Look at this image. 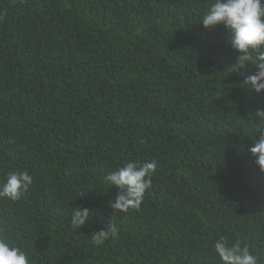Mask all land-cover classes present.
I'll use <instances>...</instances> for the list:
<instances>
[{"label":"trees","instance_id":"16d2710c","mask_svg":"<svg viewBox=\"0 0 264 264\" xmlns=\"http://www.w3.org/2000/svg\"><path fill=\"white\" fill-rule=\"evenodd\" d=\"M212 2L0 0V180L33 176L0 228L30 264H220V235L264 264V94L200 24ZM152 159L140 209L113 211L105 175ZM72 208L91 211L79 230ZM109 223L119 240L94 245Z\"/></svg>","mask_w":264,"mask_h":264},{"label":"clouds","instance_id":"9594fccd","mask_svg":"<svg viewBox=\"0 0 264 264\" xmlns=\"http://www.w3.org/2000/svg\"><path fill=\"white\" fill-rule=\"evenodd\" d=\"M206 30L222 26L227 33V45L238 53L235 65L238 71L248 65L255 68L254 73H244L241 89L256 95L264 94V0H213L208 6L201 23ZM237 72V71H236ZM254 116L259 125V139L253 140L248 149L261 173H264V109H258ZM158 161L129 162L108 172L104 179L112 187L119 189L114 200L109 201L113 211L128 213L139 210L144 196L152 187V177ZM33 176L27 170L9 172L0 180V200L17 202L30 189ZM91 211L88 208H72L70 226L79 230L89 223ZM0 228V264H30L28 254L20 247L10 244ZM120 238L118 228L113 224L102 227L91 235L96 246L105 242H116ZM214 253L220 264H258V257L247 245L240 241L229 245L225 236L220 235L213 244Z\"/></svg>","mask_w":264,"mask_h":264}]
</instances>
